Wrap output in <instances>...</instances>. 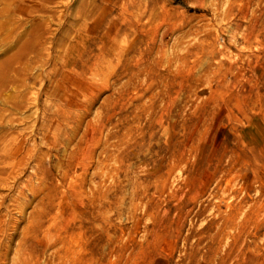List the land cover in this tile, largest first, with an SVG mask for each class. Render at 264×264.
<instances>
[{
	"label": "rangeland",
	"instance_id": "obj_1",
	"mask_svg": "<svg viewBox=\"0 0 264 264\" xmlns=\"http://www.w3.org/2000/svg\"><path fill=\"white\" fill-rule=\"evenodd\" d=\"M59 1L33 0V19L13 24L47 21L44 68L60 69L47 78L35 61L0 96V136L34 154L0 190L3 218L11 197H26L5 220L0 264H264V168L251 171L241 141L253 128L246 116L264 107V30L225 40L220 0ZM116 14L136 30L116 41L107 69L74 73L63 57L78 64L87 47L75 34ZM221 60L242 64V75L226 76ZM83 85L95 87L85 101ZM42 106L50 118L61 107L82 116L78 134L46 130Z\"/></svg>",
	"mask_w": 264,
	"mask_h": 264
},
{
	"label": "bare ground",
	"instance_id": "obj_2",
	"mask_svg": "<svg viewBox=\"0 0 264 264\" xmlns=\"http://www.w3.org/2000/svg\"><path fill=\"white\" fill-rule=\"evenodd\" d=\"M1 1L0 36L4 37H0V42L5 44V48H2L4 56L2 59L0 58V96L3 92L8 90L7 87L9 85H14L15 87L21 86V78L25 76L27 69L30 70L31 65H33V62L35 61L39 63L42 71L44 70L45 77L47 78L60 69L55 63L50 67L47 66L44 68L48 62L47 61L44 64V61L47 58L48 60L50 59V49H48L45 43L47 30L42 26L43 24L46 25L47 21H43V18L35 19L32 21L28 29L22 26L23 22L17 23L16 26L13 25L17 14H20L21 16L19 17L26 21L33 19L35 11L39 10L41 7V5H39L40 3L36 2V6H32L33 0H0V2ZM46 1L50 2L51 0ZM43 2L44 0H42V3ZM59 2H61V4L63 3L64 6L68 5V0L65 2ZM220 2L221 5H225L226 2L228 3L225 8H221V11L216 14V19L219 20L218 22L220 23L217 27V33L223 35V37H225L224 39H227L228 42L237 44L242 40L244 43H249L253 36L264 30V0H220ZM41 11V14L44 15L47 10L44 9ZM85 13L86 17L92 15L91 11ZM117 18L119 22H122L121 20L125 18V15L116 14L107 18L109 25L101 30L100 26H98L97 18H95L92 25L86 26V24H83V29H85L79 31L74 36L79 41L82 38H86L87 40V47L85 50L86 56L85 58H81L78 64L75 60H71L68 55L64 56L63 53L56 54L55 59L64 56L63 58L67 65L72 63L73 66H77L73 69L74 73H80L83 70L91 68L101 70L106 67L107 69L110 62L108 63L106 61L110 58H115L114 46L116 45V41L123 33H129L136 30L137 26L136 23L132 22L127 17V21L124 22V25L126 26H124L123 30V28H120V25L123 22L118 24L115 21ZM2 31L5 32L2 34ZM67 54H69V52H67ZM252 54L254 55V52L243 54V50L238 53L239 56H250ZM64 65L65 63L62 62V66ZM217 65L224 67L226 76L236 78L237 76L242 75L243 65L237 61L229 63L222 61ZM41 74L43 73L41 72ZM39 75L34 77V80L39 79ZM40 79H42V76ZM84 85L82 88L84 90L81 89V92H83L81 96L85 101L93 93L92 89L95 87L94 85H86L88 87L84 88ZM96 88L101 90L102 86H97ZM260 93L259 90L256 92L257 99L259 100L261 99ZM62 94L65 97L64 89L53 90V95L61 97ZM16 104H18V102ZM1 110L2 107L0 106V111ZM50 111L49 107L42 106L44 121L49 120L46 130L50 131V128L53 129L55 135L58 134L57 137H63L64 135L67 138L69 129H71L74 134H78L83 122L82 116L70 119V112L61 107L60 109H56L59 116L55 119V116L50 118ZM246 118L248 121L253 122V128L244 129L243 131L247 134L248 139L241 140L244 144L242 154L247 166L250 167L252 172H256L258 169L264 168V107H255L253 115H247ZM53 119H55V121ZM14 136L15 134L8 138L0 136V190L15 186L18 168L25 167V165L21 164L24 163V156L28 157L34 155L29 151V148L25 145L24 141H21V139L19 140ZM69 141L70 139L68 137L67 142ZM35 159V165L40 169L42 163L41 154H36ZM20 200L25 201L26 197L20 195V197L13 196L10 198V204L6 205L8 210L6 218H3L2 213H0V234L2 231H6L5 229L8 226L5 221L6 219H8L9 222L16 219L15 215L10 212V210H12L11 205H15V203ZM3 205L4 196L2 192H0V210Z\"/></svg>",
	"mask_w": 264,
	"mask_h": 264
},
{
	"label": "trees",
	"instance_id": "obj_3",
	"mask_svg": "<svg viewBox=\"0 0 264 264\" xmlns=\"http://www.w3.org/2000/svg\"><path fill=\"white\" fill-rule=\"evenodd\" d=\"M177 2H179V1H177Z\"/></svg>",
	"mask_w": 264,
	"mask_h": 264
}]
</instances>
